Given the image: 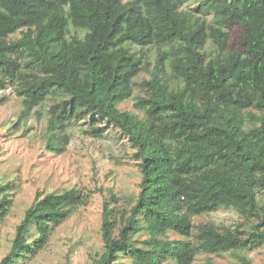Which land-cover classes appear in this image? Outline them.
<instances>
[{
    "label": "trees",
    "instance_id": "obj_1",
    "mask_svg": "<svg viewBox=\"0 0 264 264\" xmlns=\"http://www.w3.org/2000/svg\"><path fill=\"white\" fill-rule=\"evenodd\" d=\"M187 2L0 0V89L22 97L19 122L51 100L49 150H63V131L83 118L97 135L116 127L135 150L139 192L129 206L114 194L104 202L103 248L79 264H194L201 253L264 245V0ZM151 45L160 50L147 67L140 50ZM146 69L135 98L144 114L121 109ZM12 191L13 181H0V221ZM90 197L76 187L38 192L0 264L42 251ZM220 208L243 221L195 224Z\"/></svg>",
    "mask_w": 264,
    "mask_h": 264
},
{
    "label": "rangeland",
    "instance_id": "obj_2",
    "mask_svg": "<svg viewBox=\"0 0 264 264\" xmlns=\"http://www.w3.org/2000/svg\"><path fill=\"white\" fill-rule=\"evenodd\" d=\"M202 1L188 0L185 7H195ZM228 30L232 35L231 46L239 49L242 28ZM20 35L17 33L14 37ZM159 50L156 45L141 49L144 65L149 64L147 67H150L154 64ZM149 77L148 69L137 76L134 96L121 103V109L144 114V110L136 109L135 98L144 93L139 83ZM22 100L13 87L0 89V181H13L12 205L8 215L0 221V261L8 252L16 227L36 194L73 187L89 191V202L78 207L71 217L54 228L42 251L20 264H79L89 261L103 248L104 202L110 201L114 194L118 198V206H129L131 198L139 192L141 172L134 159L135 150L127 137L114 126L105 129L101 135L95 134L89 118L74 120L63 131L67 136L63 150H49L46 146L47 127L52 101L35 107L27 119L19 122L24 109ZM193 220L195 224L212 222L225 229L234 228L243 218L234 209L220 208L195 216ZM170 237L181 238L175 233H170ZM145 238L147 234L142 232L140 239ZM241 256H246L249 263ZM161 264L177 263L168 258ZM194 264H264V245L223 255L201 253Z\"/></svg>",
    "mask_w": 264,
    "mask_h": 264
}]
</instances>
